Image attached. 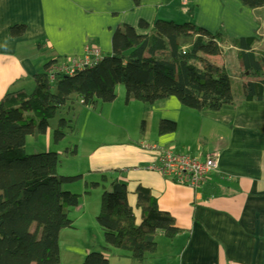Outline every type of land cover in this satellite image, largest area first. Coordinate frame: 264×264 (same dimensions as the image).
<instances>
[{"label": "crops", "instance_id": "crops-1", "mask_svg": "<svg viewBox=\"0 0 264 264\" xmlns=\"http://www.w3.org/2000/svg\"><path fill=\"white\" fill-rule=\"evenodd\" d=\"M156 22L219 33L222 53L212 61L226 71L234 66L240 85L241 51L234 42L254 39L250 52L256 57L264 54V7L250 10L238 0H189L186 6L179 0H0V100L10 93H30L32 77L45 65L79 61L84 48L110 57L117 29L127 26L138 36H147ZM16 26L25 28L19 38L9 34ZM233 100L232 110L217 112L187 110L173 98L160 107L143 108L147 120L157 123L151 134L157 138L152 146H142L146 154L135 156L138 165L155 164L162 151L172 150L202 161L213 157L217 170L196 191L157 173L137 179L141 167L116 180L129 190L138 185L148 188L159 211L170 215L179 231L173 240L158 235L155 253L142 264H264V99L245 102L241 91ZM161 122L175 124V133L158 136ZM128 200L133 205L134 200ZM67 230H75L73 222ZM74 240L67 235L62 245L65 264H82L90 253H103L111 264H137L126 253L103 251L104 243L98 249L88 243L76 248L71 245Z\"/></svg>", "mask_w": 264, "mask_h": 264}, {"label": "trees", "instance_id": "trees-1", "mask_svg": "<svg viewBox=\"0 0 264 264\" xmlns=\"http://www.w3.org/2000/svg\"><path fill=\"white\" fill-rule=\"evenodd\" d=\"M238 1L250 10L264 7V0ZM140 28L146 26L140 24ZM24 33L23 26L9 32L13 38ZM254 42L233 44L241 51L238 60L245 102L264 99V54L256 57L250 52ZM220 43L219 33L210 35L192 25L156 22L147 36L122 27L111 38L110 57L71 76L53 75L51 81L48 72L58 64L49 63L32 77L30 93H10L0 100V264H60L59 234L71 229L68 209L78 205L79 197L62 188L80 177L57 175L56 153L27 155L26 138L36 141L44 136L48 123L71 97L79 98L84 107L112 104L119 86L124 88L126 104L157 108L173 98L195 112L232 110L235 104L227 71L212 61L222 53ZM69 123L58 122L54 143L64 139ZM175 131V124L159 123V136ZM110 188L101 196L96 217L103 251L123 252L142 264L155 253L158 235L173 240L179 234L171 216L159 211L148 188L138 185L129 190L117 181ZM128 199L134 200L133 205ZM108 262L103 253H90L82 264Z\"/></svg>", "mask_w": 264, "mask_h": 264}, {"label": "rangeland", "instance_id": "rangeland-1", "mask_svg": "<svg viewBox=\"0 0 264 264\" xmlns=\"http://www.w3.org/2000/svg\"><path fill=\"white\" fill-rule=\"evenodd\" d=\"M228 64H232L231 59ZM227 72L232 78V94L237 97L241 94V85L234 77L239 78L240 73L231 65L227 67ZM115 94L116 99L112 104L98 103L94 108L82 106L80 100L74 97L71 104L61 109L48 123L44 136L36 141L31 137L26 138L27 155L56 153L59 156L56 174L80 177V181L62 188V191L79 197L78 205L68 209V218L75 230H64L60 237L64 264L68 260L63 257L62 245L67 242L64 241L67 235L75 238L71 245L76 248H80L81 243L95 244L96 249L103 245L102 232L96 224L102 194L109 193L110 185L120 176H125L127 172L131 176L130 172H133L130 170L142 166L136 163L137 155L146 154L142 146H152V139L157 138L156 135L151 136L156 131L157 123L147 120L143 110L145 105L138 102L126 104L121 86L117 87ZM60 120L70 122V130L66 129L64 139L56 144L53 133ZM144 173L147 172H138L137 179L149 177ZM83 246L88 248L87 245Z\"/></svg>", "mask_w": 264, "mask_h": 264}, {"label": "built area", "instance_id": "built-area-1", "mask_svg": "<svg viewBox=\"0 0 264 264\" xmlns=\"http://www.w3.org/2000/svg\"><path fill=\"white\" fill-rule=\"evenodd\" d=\"M188 1L179 0L182 6H186ZM83 54L79 61L72 60L69 65L53 66L48 72L49 80L51 81L56 74L67 77L81 72L92 67L102 58L98 50L94 49L84 48ZM216 170L217 163L213 157L202 161L191 156L177 155L172 150L162 151L155 164L140 169L142 172L157 173L163 179L195 191L202 189L207 178Z\"/></svg>", "mask_w": 264, "mask_h": 264}]
</instances>
